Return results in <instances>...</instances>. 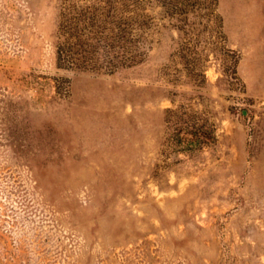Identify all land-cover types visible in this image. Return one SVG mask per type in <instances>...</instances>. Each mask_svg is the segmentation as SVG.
Returning <instances> with one entry per match:
<instances>
[{"label": "rangeland", "instance_id": "374dc122", "mask_svg": "<svg viewBox=\"0 0 264 264\" xmlns=\"http://www.w3.org/2000/svg\"><path fill=\"white\" fill-rule=\"evenodd\" d=\"M216 9L222 37L150 6L97 72L58 60L57 0H0V264H264V0Z\"/></svg>", "mask_w": 264, "mask_h": 264}, {"label": "trees", "instance_id": "16d2710c", "mask_svg": "<svg viewBox=\"0 0 264 264\" xmlns=\"http://www.w3.org/2000/svg\"><path fill=\"white\" fill-rule=\"evenodd\" d=\"M154 5L171 18L182 17L185 24L189 15L197 20L205 17L213 21L214 32L223 36L217 0H57L58 60L71 68L97 72L139 63L144 53L134 49H147L145 30L151 19L147 9ZM175 28L186 47L197 45L198 39L185 27ZM194 128L197 140L207 139L199 125Z\"/></svg>", "mask_w": 264, "mask_h": 264}]
</instances>
